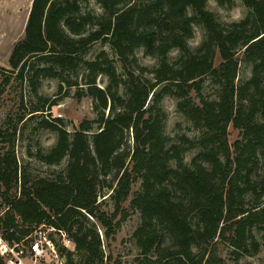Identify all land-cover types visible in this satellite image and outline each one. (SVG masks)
I'll list each match as a JSON object with an SVG mask.
<instances>
[{
    "label": "trees",
    "instance_id": "obj_1",
    "mask_svg": "<svg viewBox=\"0 0 264 264\" xmlns=\"http://www.w3.org/2000/svg\"><path fill=\"white\" fill-rule=\"evenodd\" d=\"M86 1L32 0L10 53L16 77L33 71L34 88L39 78L56 77L78 96L82 90L93 97L100 111L72 130L61 118L37 121L56 142L33 155L46 165L66 160L54 174H34L18 163L13 140L25 113L13 132L0 126V237L30 244L38 229L63 230L73 242V248L57 245L65 264H106L103 238H114L128 200L140 215L130 236L136 264H230L222 249L238 264L257 253L264 227V0H242L249 10L238 23L219 21L209 0H95L99 12L84 9ZM195 25L203 37L193 48ZM98 41L113 50L125 78L104 50L83 56ZM138 48L156 59L152 67L127 68ZM241 61L251 65L245 81L238 79ZM101 73L105 87L96 85ZM206 77L216 86L213 97L202 92ZM167 95L200 131L196 143L185 134L171 143L165 134ZM230 125L238 130L232 143ZM193 145L200 151L186 162ZM104 189L112 212L98 200ZM0 264H7L1 254Z\"/></svg>",
    "mask_w": 264,
    "mask_h": 264
},
{
    "label": "rangeland",
    "instance_id": "obj_2",
    "mask_svg": "<svg viewBox=\"0 0 264 264\" xmlns=\"http://www.w3.org/2000/svg\"><path fill=\"white\" fill-rule=\"evenodd\" d=\"M32 0H0V126L8 128V132H13V123L19 114L25 113V117L17 124L16 133L14 136V149L18 159V163L25 167L29 172L34 174H54L62 170L66 164V160L57 165H46L39 161L33 153L36 148L43 146L48 148L56 142V134L37 123L41 118H46L49 121H56V118H61L62 124L69 130L73 126L78 125L83 119H94L100 108L96 107L95 99L87 95L84 91H80L81 95H77L75 86L68 87L65 82L60 81L56 77H42L35 82L34 86L28 81L33 74V71L28 73L23 79L16 77V71H12L9 65V56L12 48L18 42L24 33V27L28 17ZM84 9L93 10L95 12L101 11L99 4L95 0H88L82 4ZM241 8L243 16H245L249 8L242 2V0H235V4L231 8H224L214 0L208 1V8L213 11L218 20L226 22L225 17L230 19V14L235 8ZM199 33L202 39L203 31L200 26L195 25L194 35L190 40L195 39L196 34ZM101 50H104L112 59L113 64L117 68V72L125 78L124 69L120 62L106 42L98 41L92 44L83 54L85 58H92L96 56ZM156 63V59L147 54L143 48L136 49L133 58L127 65L129 69H136L137 65L152 67ZM42 66V65H41ZM251 65L247 62L241 61L239 65L238 79L245 81L250 75ZM74 72H69L70 78L76 77ZM82 68H78L77 72L81 74ZM138 71V70H137ZM150 77L148 70L144 71ZM8 77V81L4 82V77ZM79 75L78 80H80ZM106 74L101 73L96 78V85L105 87L108 83ZM216 86L210 81L209 77L205 78L203 86V94L205 96L213 97ZM43 96L46 100H42L39 96ZM150 101V98L148 102ZM147 102V103H148ZM43 106L42 111H34L35 107ZM161 107L165 112L163 121V128L165 134L169 137L170 142L173 143L181 134L188 136L192 143L197 142V136L200 131L193 126L191 121L177 108L176 99L172 96H165L161 102ZM107 112L108 108L104 109ZM43 113V114H41ZM33 114L34 117L31 116ZM229 143H232L238 137V130L229 126ZM129 138V144L132 141ZM2 144V143H0ZM191 144V143H190ZM200 151L199 145L188 147L184 152V160L190 162L191 159ZM264 167V158H262ZM138 188V183L133 186V190ZM108 189H104L98 197L102 200L106 195ZM133 192V191H132ZM132 193L129 197L131 198ZM123 206L127 208V215L125 220L121 223L120 228L114 235V238L105 240L103 238V250L106 254H110L108 260H104L106 264H136L134 258L138 252L133 245L130 236L140 221L139 211L133 207H129L127 200ZM102 209L112 212L113 203L108 198L103 199ZM119 216V214H118ZM52 229L48 228L44 231L39 229L33 233L36 235V240H44V236ZM52 232V238L57 245L62 244L61 236ZM101 236L103 232L99 230ZM260 247L257 253L251 255H244L238 260V264H264V227L259 233ZM1 238V237H0ZM3 241V240H2ZM4 242V241H3ZM19 248L23 250V259L29 263L31 259L30 244L24 242L19 243ZM73 248V246L68 247ZM225 248V247H224ZM58 258L50 255L45 251V256L39 258L36 264H65V257L59 254ZM223 256L230 264H235V261L229 256L226 249H222ZM5 258H15L12 253H5Z\"/></svg>",
    "mask_w": 264,
    "mask_h": 264
},
{
    "label": "built area",
    "instance_id": "obj_3",
    "mask_svg": "<svg viewBox=\"0 0 264 264\" xmlns=\"http://www.w3.org/2000/svg\"><path fill=\"white\" fill-rule=\"evenodd\" d=\"M58 234L61 236L64 246H73L71 238H69L63 230H58ZM2 240L3 239L0 238V254L5 255V253H12L15 255V258L10 257V259L6 260L7 264H36V261H38L39 258L45 256V251H47L48 254L58 258L56 243L54 240L48 238L47 236H44L43 241L36 240L35 238L34 241L30 243L31 259L29 263L23 259V250L22 248H19V244L9 245L7 242H5L4 240L3 242Z\"/></svg>",
    "mask_w": 264,
    "mask_h": 264
},
{
    "label": "clouds",
    "instance_id": "obj_4",
    "mask_svg": "<svg viewBox=\"0 0 264 264\" xmlns=\"http://www.w3.org/2000/svg\"><path fill=\"white\" fill-rule=\"evenodd\" d=\"M243 18H244V16H243V11H242V9L239 8V7H237V8H235V9L231 12V14H230V19H228L227 17H225V20H226V22H228V23H232V22H237V23H238V22H240ZM200 43H201V37H200V34H199V33L196 34L195 39H193V40H189V41H188L189 46H190V47H193V48L197 47Z\"/></svg>",
    "mask_w": 264,
    "mask_h": 264
}]
</instances>
